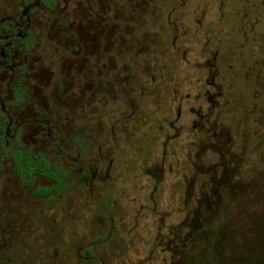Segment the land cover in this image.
<instances>
[{
    "label": "rangeland",
    "instance_id": "rangeland-1",
    "mask_svg": "<svg viewBox=\"0 0 264 264\" xmlns=\"http://www.w3.org/2000/svg\"><path fill=\"white\" fill-rule=\"evenodd\" d=\"M51 1L0 0V264H151L143 232L118 225L130 228L134 215L158 224L139 214L151 207L168 222L180 212L171 224L185 236L202 194L214 208L210 174L233 166L218 221L224 241L204 249L192 235L184 252L208 251L206 264H264V86L241 87L255 76L250 65L264 78V0ZM211 64L225 101L203 123L193 110L207 112ZM178 107L192 146L180 152L171 140L163 154ZM16 152L42 157L58 182L22 178ZM160 166L156 185L148 173ZM47 187L55 191L34 194ZM175 262L192 264L186 254Z\"/></svg>",
    "mask_w": 264,
    "mask_h": 264
},
{
    "label": "flooded vegetation",
    "instance_id": "flooded-vegetation-1",
    "mask_svg": "<svg viewBox=\"0 0 264 264\" xmlns=\"http://www.w3.org/2000/svg\"><path fill=\"white\" fill-rule=\"evenodd\" d=\"M40 2V0H39ZM248 3H252V5H256V2L252 1V0H248ZM251 5V6H252ZM250 6V7H251ZM264 6V5H263ZM261 8H264V7ZM244 7L249 8L248 4L245 5ZM261 14H264V10L261 11ZM7 39L9 38V35L5 36ZM4 39V37H3ZM4 48H0V65L4 66ZM2 66V67H3ZM253 67L250 70V75L254 74L255 76H251L250 80H245L242 84V88H248L250 86H256V87H260V86H264L262 82L264 78L261 77L260 79V70L258 67L256 66H252ZM209 77L208 79H206L203 84L205 87H209L214 89L215 91L213 93H206L205 96L203 95L206 103L208 104L207 106V112L202 113L201 108H197L196 110H193V116L195 118H197V120H199L200 122L203 121V123H205V121H207L210 116L213 114V111L216 110L218 108V106H220L223 102H219V101H225L223 98V92L222 91H217L218 88V83L216 81L217 78V71L215 70V65L211 64V69L209 70ZM200 84H202L200 82ZM202 84V85H203ZM240 86V85H239ZM262 88V87H261ZM181 109V108H180ZM2 111L3 108H2ZM181 113H182V109H181ZM179 113V107L177 110V114H176V118L174 119V121L172 122H168L169 124H167V132L171 131V137L169 139V137H167L168 135H165V140L162 142L161 145V149L164 153H167V148L169 147V142L171 140H173L174 142L172 143V145H174L175 141L177 142V146H178V151L182 152L189 146L186 142V139L184 138L183 134H181L182 132H185L186 130L184 129L187 125L185 120L186 117L188 115H186L184 118L185 120H183L181 118L182 114ZM133 115H130V117ZM233 124L236 126L237 124H235L234 122L238 121L237 117H231L229 118ZM198 129L200 130V132H207V128H204V125H198ZM211 127H213L211 125ZM215 127V124H214ZM213 127V128H214ZM221 126H219L220 128ZM222 128V127H221ZM187 133L190 135L191 131L190 129L187 130ZM215 133H213L214 135ZM193 142V141H191ZM190 143V142H189ZM226 145V144H225ZM206 148H209L206 146ZM227 152H229V150H226ZM230 155V154H229ZM196 156H198V152L196 153ZM233 158V157H232ZM200 159V157H197V161ZM162 162H164L165 157L161 158ZM232 162V161H231ZM237 164V161H235ZM226 167H228L226 165ZM231 167V166H230ZM236 166H233L231 168H223L221 170V174L218 173L217 171H213L210 174L209 177V183H208V189L211 192V197L214 198V208H212V203L211 206H208V199L209 195L207 194H202V199L204 200V206L202 205H197L198 207L196 209H194L192 211V216H193V227L191 231H188L187 234L185 236H181L180 235V231L183 229V224H178V225H172V221L174 220L175 222L179 219V214L180 212H177L176 214V219H174L173 217L171 218V221L168 222L167 219H169L170 215L165 214V212L163 213H159L157 212V208L153 210V208L150 207L149 211L147 212H140L141 213H145L148 214L149 216H159V220H158V224H143V225H137L136 220H137V216L134 215L132 217V220L134 219V223L132 224V226L128 229H126L128 226L120 224L118 225V228L121 231H125V230H131L134 229V231H139V232H143V237L146 236V249L148 247L149 244V249L147 250L148 252V260H152L151 264H176L175 260L177 259V257L179 255H188L190 257V260H192V264H196V261L198 259V264H206L205 260H204V255L205 254H209L208 251L206 250H196L194 247L188 249V253L184 252V249L186 247V243H185V239L187 237L191 238L192 235L194 236H203L206 240L205 241V245L206 248H208L209 246L211 247V245H214L216 247H218V244H221L224 241L225 236L222 235L221 230L218 229V227H220L219 222L221 221L223 222L224 217L226 215V210L223 208V202L228 198V195L231 193L232 188H231V184L229 181V175L228 173L230 172L232 175L236 173ZM95 170H93V168H89L86 170L85 173L88 174V178L85 179V176H83L82 180L85 181H91L93 179V177L95 176ZM150 170H148L147 172H149ZM105 175H108V170H105ZM39 174V173H38ZM150 179L153 181V184L159 185L162 181V167L160 166L159 168V175L158 176H154L152 173H148ZM52 179V178H51ZM57 181V180H56ZM58 182V181H57ZM208 182V181H207ZM158 187V186H157ZM156 187V188H157ZM48 188V187H47ZM55 188V187H54ZM155 188V190H156ZM39 189V188H36ZM35 189V190H36ZM34 190V191H35ZM153 186L150 190V192L148 193V195H146V198H148V201L150 202V205H152L153 203ZM41 198V197H40ZM133 199V198H132ZM163 199H167V198H163ZM157 207V204H155ZM209 207V208H208ZM143 211V209L141 210ZM138 214V215H139ZM166 220V221H165ZM218 222V225H216ZM214 225H216L214 227ZM223 226V224H222ZM199 228H201L200 230H198ZM224 228V227H223ZM115 229V225L114 224H110L109 225V234L113 233ZM133 231V230H132ZM109 235L106 236L105 240L108 239ZM224 237V238H223ZM125 244V243H124ZM130 246V243L127 245ZM158 247H160L161 251L157 252ZM136 248V244L133 245L131 247L132 251H134ZM219 250V249H218ZM202 251V252H200ZM218 252V251H217ZM124 253V252H123ZM197 255V259L193 260V256ZM210 255V254H209ZM208 261V260H206ZM117 263L114 264H132V262H128V260L125 259H119L117 258ZM103 264H105V262L102 261Z\"/></svg>",
    "mask_w": 264,
    "mask_h": 264
},
{
    "label": "trees",
    "instance_id": "trees-1",
    "mask_svg": "<svg viewBox=\"0 0 264 264\" xmlns=\"http://www.w3.org/2000/svg\"><path fill=\"white\" fill-rule=\"evenodd\" d=\"M52 1L51 0H40V4L46 8H50ZM3 32L8 33L9 28L3 27L1 29ZM25 40V39H24ZM5 51V50H4ZM5 53V52H4ZM2 128H0V140L2 135ZM16 165L19 171V174L22 178L30 177L34 174H44L49 178L57 180L55 173L52 169H50L49 165L45 162V160L40 157H30L27 152H16L15 153ZM55 191L54 187L48 188H39L34 191V194L38 197L44 198L47 195L53 193Z\"/></svg>",
    "mask_w": 264,
    "mask_h": 264
},
{
    "label": "water",
    "instance_id": "water-1",
    "mask_svg": "<svg viewBox=\"0 0 264 264\" xmlns=\"http://www.w3.org/2000/svg\"><path fill=\"white\" fill-rule=\"evenodd\" d=\"M22 37L24 36V35H21Z\"/></svg>",
    "mask_w": 264,
    "mask_h": 264
}]
</instances>
